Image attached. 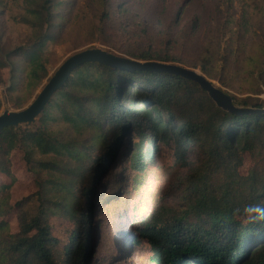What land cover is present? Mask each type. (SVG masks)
Here are the masks:
<instances>
[{"label":"trees","instance_id":"obj_1","mask_svg":"<svg viewBox=\"0 0 264 264\" xmlns=\"http://www.w3.org/2000/svg\"><path fill=\"white\" fill-rule=\"evenodd\" d=\"M245 1L244 11L256 6L264 15V0ZM93 2L102 21L109 20L112 1ZM81 6L77 0H0V14L29 31L25 44L7 46L0 21V86L8 69L7 92L17 110L48 77L45 47L72 30ZM247 27L232 32L224 46L220 30L212 32L193 68L228 90L251 94L239 99L221 88L236 106L264 109L254 96L264 91V39L250 44ZM124 52L138 61H177L151 46ZM164 147L180 172L174 180L181 189L178 203L162 201L144 219L118 222L120 208L128 212L131 195L147 184ZM18 150L38 189L5 211L15 178L10 160ZM0 173L11 182L0 190V264H89L107 218L126 237L124 252L148 244L149 264H264V221L249 222L235 212L264 204V113L225 111L181 76L80 65L35 123L0 131ZM110 181L116 186L111 193ZM58 216L73 225L63 247L51 224Z\"/></svg>","mask_w":264,"mask_h":264},{"label":"rangeland","instance_id":"obj_2","mask_svg":"<svg viewBox=\"0 0 264 264\" xmlns=\"http://www.w3.org/2000/svg\"><path fill=\"white\" fill-rule=\"evenodd\" d=\"M5 1L9 2V0ZM77 1L83 5L80 8L81 17L74 23L71 31L67 30L59 41L49 43L45 47L42 61L46 66L48 77L38 87L32 100L24 107L34 100L48 80L70 56L86 48H102L124 56V51L140 50L151 46L157 53L173 55L177 61L171 64L194 69L193 64L210 45L207 39L213 36L214 31L220 30V38H217L222 42V46L233 35L232 32L239 31L243 23L249 28L248 41L250 40V44L264 39V15L256 6L244 11L245 0H111V16L104 22L100 17L101 12L96 2L94 3L93 0ZM15 13L20 14V11L16 10ZM0 21L5 23L7 33L5 44L7 46L27 42L29 31L26 26L12 22L8 14H0ZM194 70L201 71L200 69ZM3 75L7 83L0 86L2 106L0 114L17 110L14 103L16 98L9 97L7 92L10 79L9 70H3ZM211 81L239 99L251 95L238 94L236 91L222 87L217 80ZM254 96L264 102V91L261 95ZM135 141L132 139V142ZM23 156L21 150L14 151L11 156L10 162L15 178L8 192L9 195L5 197V200H8L4 207L5 211L9 210L8 205L15 204L38 189L34 175L23 162ZM172 163V154L164 147L157 166L149 170L147 184L131 195L128 212L120 208L118 222L129 223L131 217L144 219L146 214L159 207L162 201L167 205L178 203L181 189L178 187L176 189L174 180L180 172L172 168ZM10 183L9 178L0 173V190L1 186ZM102 184L101 181V187ZM115 187L110 181L107 191L111 193ZM124 187L122 184L121 189L124 190ZM115 205L121 206L120 204ZM101 208H104L103 203H101ZM109 213L108 210L104 217ZM101 215L100 213L98 216L100 221L103 216ZM6 218L10 222L11 231L15 232L17 230L15 215L9 213ZM2 219L0 216V223ZM51 224L54 235L62 241L59 247H63L73 225L63 216L51 218ZM100 229L97 251L91 254L89 264H149L150 248L147 243L132 244L131 248L124 252L126 237L122 236L119 229L108 218L104 224H100ZM111 235L114 236L112 239Z\"/></svg>","mask_w":264,"mask_h":264},{"label":"water","instance_id":"obj_3","mask_svg":"<svg viewBox=\"0 0 264 264\" xmlns=\"http://www.w3.org/2000/svg\"><path fill=\"white\" fill-rule=\"evenodd\" d=\"M102 63L109 67L127 71H146L157 73H171L184 79L194 81L218 107L238 115L260 114L264 109L243 108L235 105L234 99L217 87L201 71L158 61H138L102 48H86L70 56L50 78L34 100L26 107L5 111L0 114V131L8 127L18 128L22 125H32L43 112L50 99L69 79L72 72L84 63Z\"/></svg>","mask_w":264,"mask_h":264},{"label":"clouds","instance_id":"obj_4","mask_svg":"<svg viewBox=\"0 0 264 264\" xmlns=\"http://www.w3.org/2000/svg\"><path fill=\"white\" fill-rule=\"evenodd\" d=\"M235 212L245 217L249 222L264 221V204H247L242 209H236Z\"/></svg>","mask_w":264,"mask_h":264}]
</instances>
